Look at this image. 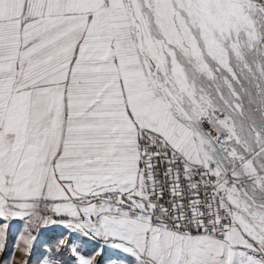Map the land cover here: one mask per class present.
Here are the masks:
<instances>
[{
    "label": "snow or ice",
    "instance_id": "6c2138e0",
    "mask_svg": "<svg viewBox=\"0 0 264 264\" xmlns=\"http://www.w3.org/2000/svg\"><path fill=\"white\" fill-rule=\"evenodd\" d=\"M14 220L69 231L37 264H264V0H0Z\"/></svg>",
    "mask_w": 264,
    "mask_h": 264
},
{
    "label": "rangeland",
    "instance_id": "374dc122",
    "mask_svg": "<svg viewBox=\"0 0 264 264\" xmlns=\"http://www.w3.org/2000/svg\"><path fill=\"white\" fill-rule=\"evenodd\" d=\"M13 228H10L8 230V235H7V239H6V246L4 248V250L2 252H0V264H3L4 261H10L11 264V249L13 247V243H14V234H13ZM30 231L29 228H27V232ZM62 230L57 229L55 226L52 227H48L45 230H42L39 234L37 235H33L31 232V235L34 237H37L34 245H33V249L30 255H27L23 261L22 264L25 260L28 261V264H37V260L38 257H40L46 247H48L51 244H54L56 240L58 239H63L62 237ZM62 237V238H61ZM68 238H64L65 241H67ZM86 243V242H85ZM89 249H92L95 247L94 243H87ZM107 252V251H106ZM63 258L64 259H68V253L67 251H65L63 253ZM108 258L107 253H105L103 256H101L99 258L100 260V264Z\"/></svg>",
    "mask_w": 264,
    "mask_h": 264
},
{
    "label": "crops",
    "instance_id": "0c3cea01",
    "mask_svg": "<svg viewBox=\"0 0 264 264\" xmlns=\"http://www.w3.org/2000/svg\"><path fill=\"white\" fill-rule=\"evenodd\" d=\"M54 220H58L57 217H52ZM11 228H13V234H14V243L13 247L11 249V264H22L23 259L27 256L24 252L20 251V248H23L24 245L22 241L19 239L21 235L25 234L27 232L28 226L26 225L25 222L20 221V220H14L10 222ZM55 226L57 229H61L62 232V237L63 239L66 237H69V231L64 227L62 223H55V224H49L46 228L43 227V230L47 229L48 227ZM31 232V231H30ZM61 237V238H62ZM75 239V238H74ZM79 242V241H77ZM86 243H94L95 247H98L97 242L95 241H85ZM102 243V242H100ZM19 245V248L17 247ZM92 248V249H94ZM92 249H89L91 251ZM107 251V252H106ZM107 253L108 257L112 255L111 249H106L104 254ZM100 258V257H99ZM108 259V258H107ZM107 259H105L101 264H106Z\"/></svg>",
    "mask_w": 264,
    "mask_h": 264
},
{
    "label": "built area",
    "instance_id": "2783aa9c",
    "mask_svg": "<svg viewBox=\"0 0 264 264\" xmlns=\"http://www.w3.org/2000/svg\"><path fill=\"white\" fill-rule=\"evenodd\" d=\"M43 230V227L42 226H35L33 225L31 228H30V231L33 235H37L39 234L41 231Z\"/></svg>",
    "mask_w": 264,
    "mask_h": 264
}]
</instances>
